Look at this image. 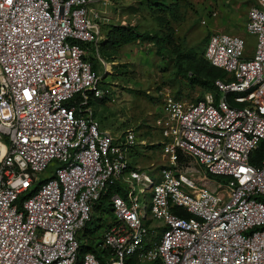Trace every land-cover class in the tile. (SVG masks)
Returning a JSON list of instances; mask_svg holds the SVG:
<instances>
[{
  "label": "built area",
  "instance_id": "obj_1",
  "mask_svg": "<svg viewBox=\"0 0 264 264\" xmlns=\"http://www.w3.org/2000/svg\"><path fill=\"white\" fill-rule=\"evenodd\" d=\"M110 2L0 0V264H264V159L251 163L264 140V0L247 12L250 53L242 37L208 38L203 59L229 78L214 82L218 98L159 92L155 174L131 164L135 130L101 129L90 105L105 97L88 61L104 39L94 7ZM104 201L101 262L81 247Z\"/></svg>",
  "mask_w": 264,
  "mask_h": 264
},
{
  "label": "rangeland",
  "instance_id": "obj_2",
  "mask_svg": "<svg viewBox=\"0 0 264 264\" xmlns=\"http://www.w3.org/2000/svg\"><path fill=\"white\" fill-rule=\"evenodd\" d=\"M252 4L253 0H111L107 6L94 7L98 16L95 23L104 38L99 48L114 26L130 27L146 36L107 54H96L93 49L88 55L100 75L99 87L106 98L96 106L95 120L101 129L115 135L130 127L135 130L140 145L132 154L131 164L141 173L155 174L165 163L155 126L162 105L159 92L192 103L206 93L183 77L185 51L194 50L203 58L209 36L220 32L244 38L250 53L255 39L245 33L244 27ZM164 35L169 39L157 47L152 38ZM223 80L229 78L225 75ZM50 175L48 170L39 178ZM102 207L100 203L98 208ZM107 210L108 205L102 209L104 213ZM110 217L97 211L93 214L84 230L90 237L84 245L97 240ZM98 224L101 231L91 234ZM93 253L102 262L96 248Z\"/></svg>",
  "mask_w": 264,
  "mask_h": 264
},
{
  "label": "trees",
  "instance_id": "obj_3",
  "mask_svg": "<svg viewBox=\"0 0 264 264\" xmlns=\"http://www.w3.org/2000/svg\"><path fill=\"white\" fill-rule=\"evenodd\" d=\"M144 38H146V36L138 34L133 28L114 26L110 28L107 36V40L101 43L99 52H101L102 54H107L109 53L108 51H115L117 48L121 46L132 44L135 41H140ZM152 39L157 47H162V44L164 42H167L169 36L164 35L160 37V39L159 38H152ZM183 62H184L183 67L185 70V73H183L184 75L183 77L189 80L190 84L197 85L206 93H212L215 95L216 98H218V92L216 90V87L214 86V82L216 80L223 81L226 74L222 70L211 66L200 56H197L194 50L185 51ZM92 70L95 72L97 71L94 65H92ZM187 73H189V75ZM105 100L106 98H103L101 100H95V102H91L90 105H93L96 108L98 104H103ZM227 101L230 104L235 105L231 100L230 95H227ZM95 115H96V111H94V116ZM263 159H264V140L261 141L257 150L252 154L251 163L253 165H256L258 162H260ZM110 193L113 192H109V194ZM104 203L107 202L104 201ZM93 243L94 241L89 242L88 243L89 246L82 245L81 247L82 253L85 252L93 253L94 248H96Z\"/></svg>",
  "mask_w": 264,
  "mask_h": 264
},
{
  "label": "crops",
  "instance_id": "obj_4",
  "mask_svg": "<svg viewBox=\"0 0 264 264\" xmlns=\"http://www.w3.org/2000/svg\"><path fill=\"white\" fill-rule=\"evenodd\" d=\"M102 205H103V207L100 209V208H98L99 207V205L95 208V212L97 211V213L98 214H104V215H107V213L109 214V209L104 213L103 211H102V209L103 208H107V204L106 203H104V202H102ZM100 228H102V225L101 224H98V225H96L94 228H93V232L91 233V234H93V233H95V232H97V231H101L100 230ZM103 230H104V227H103ZM84 243H87L85 240H84ZM94 243H96V242H94ZM95 249V248H94Z\"/></svg>",
  "mask_w": 264,
  "mask_h": 264
},
{
  "label": "snow or ice",
  "instance_id": "obj_5",
  "mask_svg": "<svg viewBox=\"0 0 264 264\" xmlns=\"http://www.w3.org/2000/svg\"><path fill=\"white\" fill-rule=\"evenodd\" d=\"M8 2L10 3V2H11V0H8Z\"/></svg>",
  "mask_w": 264,
  "mask_h": 264
}]
</instances>
